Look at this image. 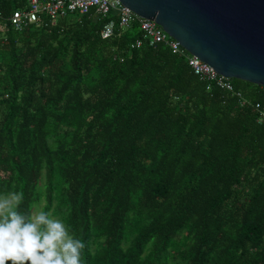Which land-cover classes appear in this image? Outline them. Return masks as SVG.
Masks as SVG:
<instances>
[{
	"label": "trees",
	"instance_id": "1",
	"mask_svg": "<svg viewBox=\"0 0 264 264\" xmlns=\"http://www.w3.org/2000/svg\"><path fill=\"white\" fill-rule=\"evenodd\" d=\"M0 0V192L61 218L83 264H264V87L240 98L133 24L40 20ZM11 264V262H9Z\"/></svg>",
	"mask_w": 264,
	"mask_h": 264
},
{
	"label": "water",
	"instance_id": "2",
	"mask_svg": "<svg viewBox=\"0 0 264 264\" xmlns=\"http://www.w3.org/2000/svg\"><path fill=\"white\" fill-rule=\"evenodd\" d=\"M229 80L264 87V0H120Z\"/></svg>",
	"mask_w": 264,
	"mask_h": 264
},
{
	"label": "built area",
	"instance_id": "3",
	"mask_svg": "<svg viewBox=\"0 0 264 264\" xmlns=\"http://www.w3.org/2000/svg\"><path fill=\"white\" fill-rule=\"evenodd\" d=\"M72 15L92 16L105 22L101 30L105 40L120 37L133 24H138L142 37L132 43V49H141L145 44L154 49L163 45L175 55L186 54L189 66L201 81L215 83L218 88L240 98L241 106L248 103L241 92L235 90L231 80L219 75L205 62L189 54L155 21L142 19L120 0H29L26 7L13 11L8 23L15 31L24 32L41 19L56 24ZM255 109L260 116L257 122L264 123V105L256 104Z\"/></svg>",
	"mask_w": 264,
	"mask_h": 264
},
{
	"label": "clouds",
	"instance_id": "4",
	"mask_svg": "<svg viewBox=\"0 0 264 264\" xmlns=\"http://www.w3.org/2000/svg\"><path fill=\"white\" fill-rule=\"evenodd\" d=\"M23 200L0 192V264H83L85 242L51 211L22 210Z\"/></svg>",
	"mask_w": 264,
	"mask_h": 264
},
{
	"label": "crops",
	"instance_id": "5",
	"mask_svg": "<svg viewBox=\"0 0 264 264\" xmlns=\"http://www.w3.org/2000/svg\"><path fill=\"white\" fill-rule=\"evenodd\" d=\"M12 6L20 5V8L26 7L29 0H7Z\"/></svg>",
	"mask_w": 264,
	"mask_h": 264
},
{
	"label": "rangeland",
	"instance_id": "6",
	"mask_svg": "<svg viewBox=\"0 0 264 264\" xmlns=\"http://www.w3.org/2000/svg\"><path fill=\"white\" fill-rule=\"evenodd\" d=\"M74 16H75V15H72V16H70V18H71V17H74ZM38 209H41V208H38Z\"/></svg>",
	"mask_w": 264,
	"mask_h": 264
}]
</instances>
